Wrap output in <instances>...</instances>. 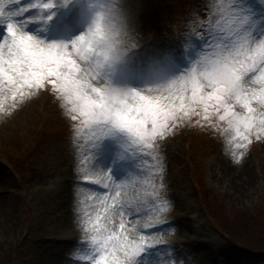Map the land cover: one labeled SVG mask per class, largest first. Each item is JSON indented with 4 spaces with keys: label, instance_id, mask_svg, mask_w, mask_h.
Returning a JSON list of instances; mask_svg holds the SVG:
<instances>
[{
    "label": "rangeland",
    "instance_id": "374dc122",
    "mask_svg": "<svg viewBox=\"0 0 264 264\" xmlns=\"http://www.w3.org/2000/svg\"><path fill=\"white\" fill-rule=\"evenodd\" d=\"M176 1L178 4L179 0L155 3L165 21L186 28L184 32L167 30L168 24L161 19H156L161 22L156 26L148 15V0H130L137 9L138 47L124 63L102 70V77L111 86L141 91L166 85L189 69L205 50L210 41L205 22L217 0H192L186 6L173 7ZM191 4L194 11L204 10L203 18L185 15ZM52 5L25 31L45 43L70 44L84 29L56 41L39 37L36 28L52 33L61 12L75 15L84 27L83 4L52 0ZM154 26L157 31H153ZM199 27L204 29L202 49L196 48L193 39L202 36L192 31ZM0 30L4 32L3 25ZM148 34L153 41H146ZM181 57L189 61L188 68L177 74L167 70L166 65H176ZM114 71L125 81L112 82L109 74ZM0 103V264H86L77 259L89 249L86 215L94 217L97 211L103 215L98 197L105 193L114 196L115 190L85 180V172L103 170L106 175L110 169L117 180L127 182L124 199L143 197L147 186L141 181L149 175L151 157L125 148L121 133L94 146L91 133L78 130L79 121L71 119L48 85L15 102L10 96H0ZM254 107L264 111L259 105ZM195 120L179 123L171 134L155 142L163 172L156 175L154 183L162 185L159 195L168 202L167 210L159 216L165 224L158 227L165 230L155 234L165 241L160 247L171 248L174 264H264V137H253L244 155L238 157L226 134L200 127ZM147 199L151 201V197ZM125 211L127 215L117 213L109 226L118 228L121 219L129 228L136 225L139 231H130L131 239L138 238L141 231L153 232L151 227L144 228L152 215L148 205H142L139 212L135 205ZM227 239H234L243 249ZM245 245L262 255L244 249Z\"/></svg>",
    "mask_w": 264,
    "mask_h": 264
},
{
    "label": "snow or ice",
    "instance_id": "6c2138e0",
    "mask_svg": "<svg viewBox=\"0 0 264 264\" xmlns=\"http://www.w3.org/2000/svg\"><path fill=\"white\" fill-rule=\"evenodd\" d=\"M52 6V0H0L5 32L0 40V96L15 102L48 85L71 119L79 121L78 130L91 133L94 146L121 133L125 148L151 157L149 175L141 181L147 186L143 197L124 199L127 182L117 180L110 169L106 175L103 170L85 172V180L114 187L115 195L98 197L103 215H86L89 249L77 259L86 264H174L171 248L160 247L165 241L155 235L165 230L158 227L165 224L159 216L168 208L159 195L162 185L154 183L163 172L155 142L193 117L196 125L226 134L238 157L253 137H264V111L254 107L264 108V0H217L205 22L210 41L198 59L166 85L141 91L117 90L81 78L82 65L97 56L88 37L80 35L70 44L45 43L25 31ZM29 10L35 11L28 14ZM145 204L152 215L144 228H153L152 233L141 231L131 239L128 233L139 230L136 225L129 228L124 219L118 228L109 226L117 213L124 217L126 208L135 205L139 212Z\"/></svg>",
    "mask_w": 264,
    "mask_h": 264
},
{
    "label": "clouds",
    "instance_id": "9594fccd",
    "mask_svg": "<svg viewBox=\"0 0 264 264\" xmlns=\"http://www.w3.org/2000/svg\"><path fill=\"white\" fill-rule=\"evenodd\" d=\"M64 4H83L85 19L84 35L90 39L97 56L84 63L82 79L99 81L101 85L117 90L103 78L102 70H113L125 62L130 53L138 47L135 29L137 9L130 0H62ZM153 89V87L145 90Z\"/></svg>",
    "mask_w": 264,
    "mask_h": 264
},
{
    "label": "trees",
    "instance_id": "16d2710c",
    "mask_svg": "<svg viewBox=\"0 0 264 264\" xmlns=\"http://www.w3.org/2000/svg\"><path fill=\"white\" fill-rule=\"evenodd\" d=\"M190 1H192V0H179V3L177 4V2L178 1H176V4H174V5H172L173 7L174 6H186V5H188L189 3H190ZM168 2H169V0H168ZM173 4V3H172ZM193 7H195L193 4H191V5H189V7L188 8H186V10L185 11H188L187 13L185 12V15L187 14V17L190 15V14H196L197 16H199V15H204L203 13H204V10H196V11H194L195 10V8L193 9ZM191 8V9H190ZM147 10L148 11H150V12H148V15L150 16V18H153L152 19V21L153 20H155L156 21V26H157V23H161L160 22V20H158V22H157V20L156 19H161L162 21H164V22H166V24H168V28H169V21H165V19L163 18V13L162 14H160V12H161V10L159 9V6H158V4H156L155 3V0H148V2H147ZM164 15H165V13H164ZM201 15V16H202ZM165 24V25H166ZM171 24V23H170ZM156 26H154V27H152V29H154L153 31H157L158 30V28H155ZM171 26H173V25H171ZM150 30H151V27H148ZM156 29V30H155ZM149 30V31H150ZM151 40H152V38H151ZM204 198V197H203ZM204 202H206L205 201V199H204ZM253 227H257V225H253ZM228 241H230V243H232V245H237V242L234 240V239H231V240H229V239H227ZM237 246H240L242 249H243V247H242V245H237ZM253 247H248V246H244V249H246V250H248V251H253V252H256L255 254L257 255H262V253H259V252H261V251H259V250H256V249H252Z\"/></svg>",
    "mask_w": 264,
    "mask_h": 264
},
{
    "label": "bare ground",
    "instance_id": "6f19581e",
    "mask_svg": "<svg viewBox=\"0 0 264 264\" xmlns=\"http://www.w3.org/2000/svg\"><path fill=\"white\" fill-rule=\"evenodd\" d=\"M3 36L0 35V38H2ZM80 191V190H79ZM90 194H94V193H91ZM61 196V195H60ZM67 201H69V198H67ZM169 230V229H168Z\"/></svg>",
    "mask_w": 264,
    "mask_h": 264
}]
</instances>
